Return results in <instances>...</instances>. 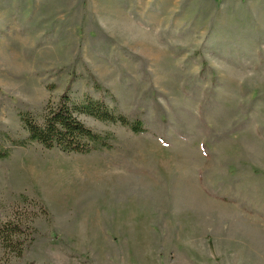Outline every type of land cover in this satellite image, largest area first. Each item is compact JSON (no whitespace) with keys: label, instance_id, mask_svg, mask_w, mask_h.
Segmentation results:
<instances>
[{"label":"rangeland","instance_id":"obj_1","mask_svg":"<svg viewBox=\"0 0 264 264\" xmlns=\"http://www.w3.org/2000/svg\"><path fill=\"white\" fill-rule=\"evenodd\" d=\"M72 86L113 144L23 146ZM0 264H264V0H0Z\"/></svg>","mask_w":264,"mask_h":264},{"label":"trees","instance_id":"obj_2","mask_svg":"<svg viewBox=\"0 0 264 264\" xmlns=\"http://www.w3.org/2000/svg\"><path fill=\"white\" fill-rule=\"evenodd\" d=\"M72 86L69 85L57 103H49L45 108L42 122H38L30 113L22 116L28 131L26 140H13L14 144L27 145L28 142H38L45 148H58L66 153L90 154L111 144L101 133L89 128L81 119L85 114L97 120L111 123H121L130 126L137 133L144 131L141 122H130L129 119L111 108L106 101L83 96L75 99L72 97ZM8 156V152L0 154V158ZM34 231L30 225L22 220L7 221L0 224V244L6 249H11L22 255L29 239L27 231Z\"/></svg>","mask_w":264,"mask_h":264}]
</instances>
